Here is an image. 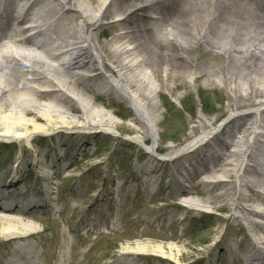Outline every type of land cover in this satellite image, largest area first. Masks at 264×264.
I'll return each instance as SVG.
<instances>
[{
    "label": "bare ground",
    "instance_id": "obj_1",
    "mask_svg": "<svg viewBox=\"0 0 264 264\" xmlns=\"http://www.w3.org/2000/svg\"><path fill=\"white\" fill-rule=\"evenodd\" d=\"M156 1L141 0L143 6L129 8L126 7L132 0H93L91 4L88 0H33L24 5L22 11L26 13L18 21L21 29L0 38V112L11 113L8 120L0 113V138H10L15 132L28 129L37 137L46 130L122 131L110 114L92 106L89 94L96 88L92 79L104 77L108 92L128 102L135 111L132 121L137 128L130 131L147 146L160 126L161 112L153 102L158 93L156 79L165 85L180 81L179 87L183 88L220 82L229 92L231 116L216 125L217 121L205 120L200 114L199 127L206 129L203 135L194 136L181 146L168 147L167 154L160 159L146 154V162L135 169L133 176L138 182L143 181L142 187L136 186L135 190L128 183L120 187L116 205L120 206L127 192L151 193L155 183L156 193L174 194L182 199L179 209L192 214L216 202L223 203L225 208L239 213L237 223L249 231L252 247L243 248L245 259L261 260L264 264V162L255 159L252 150L259 133L260 146L264 147V133L258 132L264 131V8L257 7L255 0H192L190 7L181 8L177 0H164L168 4ZM16 5L7 1L4 6L10 20H14L10 14ZM150 10L157 14L155 18H146ZM239 10L257 18L246 19ZM185 11L189 19L179 16ZM121 12L126 14L124 18L105 23ZM50 20L54 23L50 24ZM27 23L38 28L49 23L40 35L42 43L24 37L28 33L23 28ZM152 23L157 24L154 29L150 27ZM107 25L115 34L100 43L101 30ZM50 40L53 47L45 45ZM33 48L40 54L33 52ZM189 52L193 55H186ZM145 69L150 71L148 75ZM175 87L178 88L176 84ZM76 112L81 115L72 116ZM25 135L16 137H30ZM69 137L72 141L80 138L74 134ZM81 138L86 139L81 146L85 147L88 137ZM220 138L226 139L222 150L217 143ZM156 139L155 136L153 151L160 150ZM204 151L208 152L206 156ZM27 155L29 151L22 146V154L12 156L8 167L0 170V186H9L2 198L15 192L31 205L3 204L0 199V240L13 247L11 264H53L54 254L43 258L37 254L39 246L32 242L42 231L32 223L37 222L41 213H55L54 206L59 202L50 191L54 177L42 171L41 187L32 191L31 185L27 186L26 193L18 190L23 183L18 171ZM70 155L72 162L76 161L77 153L65 152L56 163L68 161ZM70 165L54 168L62 175ZM253 174L255 178H251ZM9 178L12 181L8 183ZM100 203L99 196L93 199L87 195L81 205L67 203L60 214L75 209L78 215L71 220L75 222L87 214L89 207ZM173 207L168 204L164 209ZM110 216L114 217V213ZM150 233L146 230L130 237L157 238ZM218 243L214 242L213 248ZM144 252L148 250L142 245L122 252L121 256L134 261L161 259L158 254ZM66 255L64 249L58 260L65 262Z\"/></svg>",
    "mask_w": 264,
    "mask_h": 264
},
{
    "label": "rangeland",
    "instance_id": "obj_2",
    "mask_svg": "<svg viewBox=\"0 0 264 264\" xmlns=\"http://www.w3.org/2000/svg\"><path fill=\"white\" fill-rule=\"evenodd\" d=\"M88 1L89 4L93 3V0ZM156 2L164 3V0ZM156 2L155 4H158ZM191 2L192 0H177L176 4L180 8L181 6L190 7ZM253 2L257 7L264 8V0ZM165 3L168 4L166 1ZM129 4L126 8L143 6L141 0H132ZM150 11L145 14L146 18L147 16L155 18L157 16L155 11ZM241 13V16L246 19L257 18L248 13ZM125 16L123 12L118 13L105 23ZM179 16L189 19L186 11ZM152 22L157 23L155 20ZM156 26L157 24L153 23L150 25L152 28ZM101 33L100 43L108 41L115 34L108 25L101 30ZM31 50L36 51L34 48ZM165 51L164 49L162 52ZM190 52L186 55H193ZM35 53L40 54V52ZM194 55H197V52ZM163 64L160 62L161 67L164 66ZM145 73L148 75L150 71L145 69ZM106 81L104 77L92 79L91 83L96 88L91 91L89 97L93 101V108L110 114L123 132L102 128L94 131L61 129L46 130L45 134L37 137L32 136L33 131L28 129V131H17L10 138H0V170L8 167L12 156L22 154V146L29 151V155L26 156L18 171V173L21 172V181H23L18 190H27L26 187L30 185L32 191L41 187L39 176L42 171L54 177V183L50 184V191L59 202L54 206L55 213L53 216L41 213L38 215L37 222L32 223L43 231L34 241L39 246L37 253L42 256L54 254L53 264H116L117 262L122 264H261V260L245 259L242 250L252 247V244L248 242L249 231L245 225L237 223L239 213L225 208L223 203L216 202L215 205L205 206L192 214L179 209L182 199L174 194L163 191L156 193V183L151 193H144L142 190L135 192L136 186L142 187L143 181L138 182L133 178L134 171L146 162L148 149L143 145L142 140L135 139L136 135L130 131L137 128L132 121L135 111L128 102L108 92ZM154 83L158 93L154 95L153 102L161 112L160 126L155 136L157 145L163 153L167 154V148L170 146H181L194 136L200 137L206 132V129L199 127L197 117L200 114L205 120L217 121L216 125H220L233 113L229 108V92L220 82L202 83L199 86L190 84L186 88L179 87L180 81L175 83L170 81L169 85H165L156 79ZM243 112L246 113L245 110ZM0 113L3 118L11 115L8 110ZM78 115L81 113L72 114L76 117ZM90 132L93 133L86 135ZM258 132L264 133L260 129ZM16 134H26L30 137L18 138ZM70 134L80 138L72 141ZM82 135L88 137V144L85 147H81L86 140L81 138ZM155 136L150 137L149 146L153 145ZM259 140H261L260 135L255 137L256 144L252 150H254L255 159L262 163L264 147L260 146ZM220 147L222 150L223 145H219ZM65 152L73 155L77 153L76 161L72 162L70 155L68 161L62 160L57 164L56 159L61 158ZM55 154H57L56 159ZM203 154L206 156L208 152L204 151ZM55 165H70L71 168L68 171H62V175H58ZM35 170L38 174L34 173ZM83 174H85L83 178H80ZM255 177V174L251 176V178ZM11 181L12 178H9V182ZM127 183L135 190L125 193V199L117 207L120 187L126 186ZM245 193L248 194V192ZM87 195H91L93 199L95 195L99 196L101 203L89 207L83 218L71 222L72 218L78 215L74 212L75 209L68 210L64 214L59 213V210L67 203L73 206L81 205ZM168 204L174 207L170 210L164 209ZM110 213H114V217H111ZM84 226L93 229L92 236H85V232L81 230ZM75 228L80 230L75 232L73 231ZM146 230L151 232V236L157 238L130 237ZM214 242H219V246L213 248ZM142 245L147 248L149 255L155 253L160 255L161 259L150 257L134 261L121 256L122 252ZM64 249L67 254L65 262L58 260ZM12 257L13 247H9L0 240V264H9Z\"/></svg>",
    "mask_w": 264,
    "mask_h": 264
}]
</instances>
